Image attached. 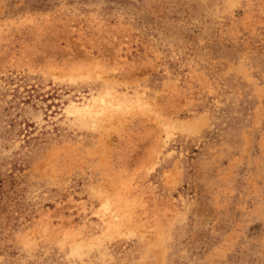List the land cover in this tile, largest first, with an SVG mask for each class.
Wrapping results in <instances>:
<instances>
[{
    "label": "rangeland",
    "instance_id": "374dc122",
    "mask_svg": "<svg viewBox=\"0 0 264 264\" xmlns=\"http://www.w3.org/2000/svg\"><path fill=\"white\" fill-rule=\"evenodd\" d=\"M0 264H264V0H0Z\"/></svg>",
    "mask_w": 264,
    "mask_h": 264
}]
</instances>
